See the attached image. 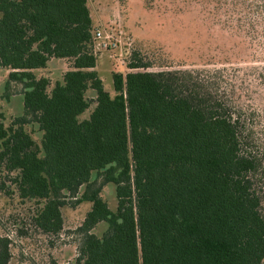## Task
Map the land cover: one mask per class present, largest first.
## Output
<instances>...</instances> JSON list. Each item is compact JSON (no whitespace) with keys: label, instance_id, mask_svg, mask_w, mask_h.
I'll return each mask as SVG.
<instances>
[{"label":"trees","instance_id":"16d2710c","mask_svg":"<svg viewBox=\"0 0 264 264\" xmlns=\"http://www.w3.org/2000/svg\"><path fill=\"white\" fill-rule=\"evenodd\" d=\"M247 2L246 26L264 40V0ZM94 31L88 0H0V68L7 87L23 85V113L8 126L0 116L2 190L39 204L33 221L49 235L65 206L91 204L68 264H264V127L235 103L230 74L139 71L149 66L136 56L112 96ZM53 59L71 67L49 90L34 72ZM10 245L0 235V264Z\"/></svg>","mask_w":264,"mask_h":264},{"label":"rangeland","instance_id":"374dc122","mask_svg":"<svg viewBox=\"0 0 264 264\" xmlns=\"http://www.w3.org/2000/svg\"><path fill=\"white\" fill-rule=\"evenodd\" d=\"M247 4V0H88L95 30H104L118 42L122 35H127L133 44L130 61L123 66L109 53L98 58L96 69L105 90L112 96L115 94L114 73L136 71L128 67L136 56L137 61L149 66L139 71L224 68L231 76L235 103L246 110H255L256 119L264 127V79L260 73L264 71V40L258 32L250 34L251 29L246 26ZM113 53L120 58L122 50ZM70 67L67 60L53 59L46 68L34 73L38 78H48L51 90ZM8 77L9 70L0 68V116L6 126L23 113V85L13 82L7 87ZM87 97L95 98L94 91L89 90ZM27 128L40 142L38 128L33 125ZM2 183L0 235L11 240L10 264L75 262L79 246L77 230L91 210V204L84 202L76 208L65 206L62 232L44 234L33 221L39 204L21 199L17 193H7L2 190ZM5 186L9 192L14 190L11 182H5ZM102 196L115 210L114 186H106ZM104 230L105 225H99L94 232L100 235Z\"/></svg>","mask_w":264,"mask_h":264},{"label":"built area","instance_id":"2783aa9c","mask_svg":"<svg viewBox=\"0 0 264 264\" xmlns=\"http://www.w3.org/2000/svg\"><path fill=\"white\" fill-rule=\"evenodd\" d=\"M94 39H95L94 53L98 58H101L106 53H109L110 57L114 58L115 61L122 66L125 65L127 61L128 62L130 61L129 58L133 54V44L130 41L129 36L122 35V39H124V42L122 41V39L119 40L118 42L113 40L109 35H107L104 30L96 29L94 31ZM118 49L122 50V54L120 58L117 57V54L113 53ZM131 70H135V69H131Z\"/></svg>","mask_w":264,"mask_h":264}]
</instances>
